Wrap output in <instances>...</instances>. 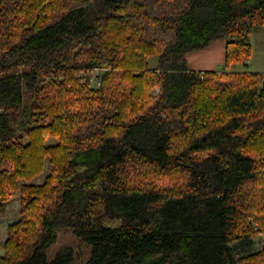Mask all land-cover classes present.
<instances>
[{
	"label": "trees",
	"instance_id": "obj_1",
	"mask_svg": "<svg viewBox=\"0 0 264 264\" xmlns=\"http://www.w3.org/2000/svg\"><path fill=\"white\" fill-rule=\"evenodd\" d=\"M263 25L264 0H0V211L51 164L0 264H264V73L229 71Z\"/></svg>",
	"mask_w": 264,
	"mask_h": 264
},
{
	"label": "crops",
	"instance_id": "obj_2",
	"mask_svg": "<svg viewBox=\"0 0 264 264\" xmlns=\"http://www.w3.org/2000/svg\"><path fill=\"white\" fill-rule=\"evenodd\" d=\"M250 42L252 54L245 65L248 68L241 69L238 65H231L230 69L264 73V25L252 32ZM225 56L226 41L224 38L215 40L202 50L190 51L185 55L188 66L194 71L214 70L224 64Z\"/></svg>",
	"mask_w": 264,
	"mask_h": 264
},
{
	"label": "rangeland",
	"instance_id": "obj_3",
	"mask_svg": "<svg viewBox=\"0 0 264 264\" xmlns=\"http://www.w3.org/2000/svg\"><path fill=\"white\" fill-rule=\"evenodd\" d=\"M149 60L151 64H154L157 59L156 57H151ZM232 65H237V64H232ZM238 66L241 67V69L248 68V67H245L244 65L242 66L238 65ZM229 71H235V70H232L229 67ZM100 73L101 72L96 71V70L88 71V72L80 71L77 73V77H79L82 80V82L89 80L90 84L93 87H97L99 86V82L96 79H94V77H96L97 75L99 78L101 75ZM56 142H57L56 138L52 136L46 139L47 144H54ZM50 170H51V164L49 161V157H47L44 170L42 171L41 174L36 176L31 181H27L24 179L18 180V187L15 190H12L10 189V187H8V191L10 195L4 204L5 205L4 211L3 212L0 211V241L2 245H4V243L6 242L8 238L9 226L12 223L16 222L20 217V213H21V199L20 198H21L22 185L27 184V183H37L38 184V183L44 182ZM255 239H256L255 246L260 247L262 243L264 242V235L256 236ZM1 251L4 252L3 248Z\"/></svg>",
	"mask_w": 264,
	"mask_h": 264
},
{
	"label": "built area",
	"instance_id": "obj_4",
	"mask_svg": "<svg viewBox=\"0 0 264 264\" xmlns=\"http://www.w3.org/2000/svg\"><path fill=\"white\" fill-rule=\"evenodd\" d=\"M97 71V70H96ZM94 79H96L99 82L98 76L96 75V77H94Z\"/></svg>",
	"mask_w": 264,
	"mask_h": 264
}]
</instances>
